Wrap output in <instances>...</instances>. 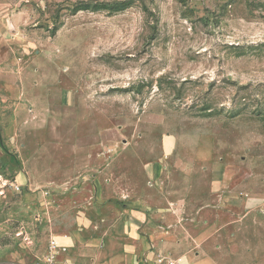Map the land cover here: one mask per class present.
Returning <instances> with one entry per match:
<instances>
[{
	"label": "rangeland",
	"instance_id": "374dc122",
	"mask_svg": "<svg viewBox=\"0 0 264 264\" xmlns=\"http://www.w3.org/2000/svg\"><path fill=\"white\" fill-rule=\"evenodd\" d=\"M122 1L0 0V264H108L127 208L153 256L264 264V0Z\"/></svg>",
	"mask_w": 264,
	"mask_h": 264
},
{
	"label": "crops",
	"instance_id": "0c3cea01",
	"mask_svg": "<svg viewBox=\"0 0 264 264\" xmlns=\"http://www.w3.org/2000/svg\"><path fill=\"white\" fill-rule=\"evenodd\" d=\"M2 9L3 8L0 6V42L3 40L5 41L6 37L9 35L8 31L7 30L5 31L6 26H5V21L3 20L5 19V14H4L5 11H3ZM153 169L154 168H148V171L152 175L154 174ZM215 170L217 169L215 168L213 172V175H215L214 180L212 181L213 189L218 191L219 189L226 188L228 190L229 188L227 187V183H226L227 177L225 179L222 178V175H219L217 177L216 175H218V172ZM225 192H222L221 193L222 195L220 194V196L219 195L216 196V197H219L218 201L220 202L222 201L221 203H224L227 200L226 199L227 197H235V192H233L232 189L229 191H225ZM147 218H148V213L146 211H142L141 209H137V208L136 209L127 208V222H126L127 243L124 244L125 247L121 248L123 251L118 252V253L113 252V248L111 247V244L108 243L107 241L104 242V244H101L99 247H97L98 250H102L104 248H108L110 250L109 255H106V259H105V260H108V264H145V261H148V262L152 261L153 254L148 252L150 249V246H149L150 244L148 240L147 239L146 241L145 239L140 240L138 237L140 235L139 229L143 228L144 225H146L147 227ZM209 231L211 232V226L208 227L207 229L205 228L202 231V236L200 235V237L197 240H192V241H194L195 243H199L200 240L202 241L203 239L209 238L211 236V234L208 235V233H210ZM57 240L60 244H63V245L68 244L67 246L69 250L74 245L73 239L69 236L67 238L58 237ZM171 240L172 242L174 241L172 246L180 247L181 246L180 244H182L181 241L176 240V238L172 237L171 239L170 236L168 237L163 236L160 239L162 243V247L170 246ZM186 241H187L186 243L189 244V240H186ZM152 244H156V243H152ZM67 255L68 254L61 256L60 258L66 257V259L65 261H63V263L59 261L58 264H75L76 259H74V256H67ZM143 257H145L144 260H142ZM182 259H184L185 264H210L212 262L211 258L207 256V261L204 260L205 262L199 263L198 258L195 257L193 260L191 257H189L188 253H185L182 256Z\"/></svg>",
	"mask_w": 264,
	"mask_h": 264
},
{
	"label": "built area",
	"instance_id": "2783aa9c",
	"mask_svg": "<svg viewBox=\"0 0 264 264\" xmlns=\"http://www.w3.org/2000/svg\"><path fill=\"white\" fill-rule=\"evenodd\" d=\"M13 190L15 192H20L22 187L20 185H13ZM68 236H62V238H67ZM68 246L60 244L57 240L51 239L47 246L45 253L42 257L40 264H58L61 256L66 255ZM145 264H182L180 260L171 257L156 255L153 256L151 262L145 261Z\"/></svg>",
	"mask_w": 264,
	"mask_h": 264
},
{
	"label": "trees",
	"instance_id": "16d2710c",
	"mask_svg": "<svg viewBox=\"0 0 264 264\" xmlns=\"http://www.w3.org/2000/svg\"><path fill=\"white\" fill-rule=\"evenodd\" d=\"M130 3H131V0H126V1H122V2L115 3L114 4L115 6H113V7H115L116 9H118V8L124 7V6H126V5H128ZM93 9H98V8L95 6V7H93Z\"/></svg>",
	"mask_w": 264,
	"mask_h": 264
}]
</instances>
